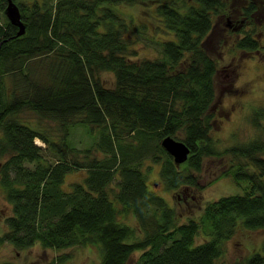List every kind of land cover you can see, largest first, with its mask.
Here are the masks:
<instances>
[{
  "label": "trees",
  "instance_id": "trees-1",
  "mask_svg": "<svg viewBox=\"0 0 264 264\" xmlns=\"http://www.w3.org/2000/svg\"><path fill=\"white\" fill-rule=\"evenodd\" d=\"M13 1L25 32L16 35L0 0V158L7 157L0 185L12 211L0 245H96L98 264H129L136 252L133 264H217L238 226L264 229L262 137L227 151L237 163L223 174H232L243 192L207 203L186 223H177L174 208L148 187L141 169L149 158L165 189L175 190L196 185L189 170L199 171L203 157L218 154L210 138L217 64L206 46L215 16L236 0ZM247 1L243 15L261 10L256 0ZM138 4L149 5V25L161 34L145 37L155 45L152 55L133 46L148 24L120 9ZM235 43L241 51L259 47L247 31ZM102 71L113 74L112 88L102 84ZM28 113L36 126L22 117ZM262 120L264 108L252 122L260 127ZM76 125L97 133L93 146L104 149L103 159L78 158L92 149L70 145ZM167 136L189 147L185 162L175 164L161 146ZM79 169L87 171L82 182L63 190L66 174ZM129 214L138 227L123 221ZM200 234L205 238L198 243ZM235 264H264V242Z\"/></svg>",
  "mask_w": 264,
  "mask_h": 264
},
{
  "label": "rangeland",
  "instance_id": "rangeland-1",
  "mask_svg": "<svg viewBox=\"0 0 264 264\" xmlns=\"http://www.w3.org/2000/svg\"><path fill=\"white\" fill-rule=\"evenodd\" d=\"M256 1L261 10L253 12L249 17L243 15L241 11V6L246 5L247 0H236L230 4L224 13L215 16L213 30L207 39V50L217 64L216 94L212 104L214 120L210 138L215 143L218 154L203 157L199 171L189 170L196 185L183 184L175 190H166L159 175V166L152 163L149 158H145L141 163V169L147 176L148 187L174 208L178 224L186 223L189 219L196 220L207 203L226 195L242 193L241 186L235 182L232 174H223L230 165L237 163L236 158L234 159L227 151L254 138H264V120L261 121L260 127L252 122L255 112L264 108V0ZM148 6L138 4L120 7L122 12L133 17L135 23L148 24L146 33L136 36L137 40L133 44L141 56L152 55L155 52V45L145 37L151 39L152 35L154 37L161 35L149 25ZM246 31L258 42L257 50L247 52L236 47V40L242 38ZM99 77L105 87L114 86L112 73L102 71ZM33 116L30 113L22 114L24 119H28L36 126L37 119ZM93 132L86 125L70 128L68 142L71 146L92 149L87 158L83 155L78 156L81 161H88L91 158L103 159L106 154L104 149H95L93 146L97 136V133ZM35 143L44 146L39 139H35ZM5 158L7 157L0 158V168ZM147 165H150L149 169ZM86 175L87 171L84 169L72 170L66 174L62 189L69 191L73 184L82 182ZM246 184L242 183L243 186ZM11 214V205L5 199L0 185V233L6 230L4 221ZM123 221L132 227H138L136 219L131 214ZM137 236L141 238L143 232L137 230ZM203 238L205 235H198L197 242H202ZM263 242L264 229L248 230L238 226L232 237L225 242V252L216 263L235 264L246 256L260 251ZM64 254L68 257L60 264H98L102 253L96 245L55 250L44 249L39 244H34L32 247L17 250L12 245L4 243L0 245V264L42 263ZM139 254L140 252L134 253L129 264H133Z\"/></svg>",
  "mask_w": 264,
  "mask_h": 264
},
{
  "label": "water",
  "instance_id": "water-1",
  "mask_svg": "<svg viewBox=\"0 0 264 264\" xmlns=\"http://www.w3.org/2000/svg\"><path fill=\"white\" fill-rule=\"evenodd\" d=\"M4 14L8 21L18 28L16 35H22L25 32V23L21 20L20 10L13 0H6ZM160 144L171 155L175 164L179 165L187 160L190 149L183 142L167 136Z\"/></svg>",
  "mask_w": 264,
  "mask_h": 264
}]
</instances>
